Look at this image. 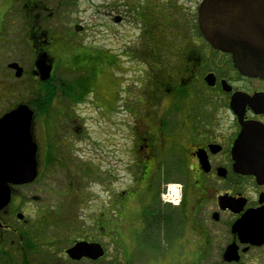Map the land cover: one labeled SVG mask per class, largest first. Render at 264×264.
I'll return each mask as SVG.
<instances>
[{
    "label": "flooded vegetation",
    "instance_id": "flooded-vegetation-1",
    "mask_svg": "<svg viewBox=\"0 0 264 264\" xmlns=\"http://www.w3.org/2000/svg\"><path fill=\"white\" fill-rule=\"evenodd\" d=\"M10 1L0 121L28 110L37 176L9 184L0 264H264V72L206 38L205 0H120V35Z\"/></svg>",
    "mask_w": 264,
    "mask_h": 264
},
{
    "label": "water",
    "instance_id": "water-1",
    "mask_svg": "<svg viewBox=\"0 0 264 264\" xmlns=\"http://www.w3.org/2000/svg\"><path fill=\"white\" fill-rule=\"evenodd\" d=\"M201 24L206 38L215 47L225 52L245 48L264 72V0H205ZM29 122L30 113L22 107L0 121V128L8 129L0 135V208L10 200L9 184L33 182L37 176L34 156L18 155L24 150L22 131ZM243 141L244 136L237 146ZM81 248L82 245H77L69 254L76 255Z\"/></svg>",
    "mask_w": 264,
    "mask_h": 264
},
{
    "label": "rangeland",
    "instance_id": "rangeland-1",
    "mask_svg": "<svg viewBox=\"0 0 264 264\" xmlns=\"http://www.w3.org/2000/svg\"><path fill=\"white\" fill-rule=\"evenodd\" d=\"M44 2L45 5L47 6H57L58 1H64V0H42ZM161 1V0H160ZM11 5V1L9 0L8 3H6L5 0H0V6L5 9V7L10 6ZM22 4L19 0H13V8L11 10V13L13 15V22H17V23H21V8ZM98 7V6H102V12L107 13L108 17L107 19L103 17V22H107L109 24V26H112V22L113 20H111V12H114L116 15L120 14V0H83L82 2H79L78 4H75L74 6H72V10L73 12L75 11L74 16H77L79 19H77L76 21L79 22L81 21L82 24L84 26L87 27V25H90L91 21H90V16L91 13L87 12V8L89 7ZM94 13V12H93ZM94 17V14H93ZM113 27V26H112ZM114 29L116 28L118 30V34L120 35V26L113 27ZM105 32V31H103ZM108 36L106 37L108 39L107 45L112 44L115 41V37H114V31L112 30H108L107 31ZM118 35V36H119ZM120 38V36H119ZM119 44V43H118ZM119 49H120V44L118 45ZM151 259H149L150 261ZM153 261H156L157 258L152 259Z\"/></svg>",
    "mask_w": 264,
    "mask_h": 264
}]
</instances>
